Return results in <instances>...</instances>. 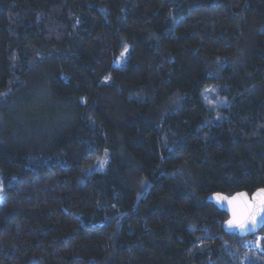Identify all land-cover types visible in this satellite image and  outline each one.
Masks as SVG:
<instances>
[{"label": "trees", "instance_id": "16d2710c", "mask_svg": "<svg viewBox=\"0 0 264 264\" xmlns=\"http://www.w3.org/2000/svg\"><path fill=\"white\" fill-rule=\"evenodd\" d=\"M0 181V264H264V0H0Z\"/></svg>", "mask_w": 264, "mask_h": 264}, {"label": "water", "instance_id": "95a60500", "mask_svg": "<svg viewBox=\"0 0 264 264\" xmlns=\"http://www.w3.org/2000/svg\"><path fill=\"white\" fill-rule=\"evenodd\" d=\"M264 189L257 190L252 195L246 192H238L233 195H226L223 193H214L210 195L207 201L213 204L218 210L226 213L227 220L223 224V229L227 234H234L244 239L249 236L257 235L264 227V211H261L257 216V223L255 226L249 223L247 229H240L235 224L229 226L228 221L236 219H245L253 210L252 205L259 204V201L264 198Z\"/></svg>", "mask_w": 264, "mask_h": 264}, {"label": "rangeland", "instance_id": "374dc122", "mask_svg": "<svg viewBox=\"0 0 264 264\" xmlns=\"http://www.w3.org/2000/svg\"><path fill=\"white\" fill-rule=\"evenodd\" d=\"M122 61V60H121ZM209 98L211 99V108L212 107H220L222 106V102H216V100L212 97V95L209 96ZM108 152H106L104 155H102V157L100 158V160L97 162V164H95L91 169H89V171L86 172V175L89 177L93 172H98V171H103L107 168V161L109 160V157L107 156ZM3 185L0 181V203H1V199L3 198ZM253 252H257L259 254L264 255V238L263 237H259V239L257 240L256 244H254V246L252 247Z\"/></svg>", "mask_w": 264, "mask_h": 264}, {"label": "snow or ice", "instance_id": "6c2138e0", "mask_svg": "<svg viewBox=\"0 0 264 264\" xmlns=\"http://www.w3.org/2000/svg\"><path fill=\"white\" fill-rule=\"evenodd\" d=\"M262 197H264V194H262ZM252 211L250 212V214L243 220H230L228 221L229 226H232L233 224H235L237 227H239L240 229L244 230L248 228L249 223L253 226L256 225L257 223V216L259 215V213L261 211H264V198H262L259 201V204H254L252 205Z\"/></svg>", "mask_w": 264, "mask_h": 264}]
</instances>
